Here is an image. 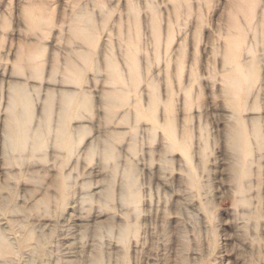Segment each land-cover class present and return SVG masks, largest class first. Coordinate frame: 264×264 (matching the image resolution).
Here are the masks:
<instances>
[{"label":"clouds","instance_id":"9594fccd","mask_svg":"<svg viewBox=\"0 0 264 264\" xmlns=\"http://www.w3.org/2000/svg\"><path fill=\"white\" fill-rule=\"evenodd\" d=\"M0 264H264V0H0Z\"/></svg>","mask_w":264,"mask_h":264}]
</instances>
